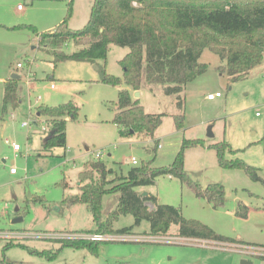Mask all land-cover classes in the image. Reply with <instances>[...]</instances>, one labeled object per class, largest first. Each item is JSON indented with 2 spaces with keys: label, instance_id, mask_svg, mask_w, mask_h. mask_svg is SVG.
Here are the masks:
<instances>
[{
  "label": "rangeland",
  "instance_id": "374dc122",
  "mask_svg": "<svg viewBox=\"0 0 264 264\" xmlns=\"http://www.w3.org/2000/svg\"><path fill=\"white\" fill-rule=\"evenodd\" d=\"M69 1L0 0V24L9 27L0 25V264H241L242 259L264 264L260 256L264 252L259 250L264 248V63L232 81L219 70L224 61L204 49L198 59L207 64L206 71L188 82L181 93L182 128L174 121V114L180 111L176 95L165 94L160 84L148 82L143 67L137 98L146 112L164 116L153 137L140 133L120 136L112 122L120 86L99 80L96 64L65 60L54 66L47 46L39 43L33 30L10 28L31 24L38 32L58 31L63 28L57 26L67 15ZM92 2L72 0L66 25L81 28ZM18 4L22 9L17 10ZM63 50L70 53L74 46L68 44ZM126 52L127 46L109 44L104 61L108 73L122 76L119 60ZM18 62L22 67H16ZM12 73L19 75L15 99L21 102L23 94L24 100L11 104L2 116L4 81ZM216 91L220 97L206 98ZM38 95L41 98L35 101ZM27 98L32 104L27 126L22 127ZM67 100L78 106V113L74 119L66 117L65 145L44 150L48 127L44 116L37 118L35 107ZM18 105L19 111L12 110ZM184 138L204 141L202 146L184 149L186 173L203 188L209 183L222 184L223 204L213 207L207 199L196 196L187 183L170 175H160L153 184L137 186L136 190L153 194L159 204L179 206L184 217L198 219L235 242L182 238L176 235L175 224L161 241H152L149 223L142 220L127 233L102 234L106 238L99 243L97 254L84 247L61 245L58 238L94 228L86 204L70 201L94 183L95 179L79 180V172L88 161H103L113 171L107 178L114 173L125 175L133 165L150 159L152 166H164L172 163ZM5 139L19 144L16 156ZM221 140L236 149L226 153L227 158L239 157L257 167L260 178L250 177L243 169L221 167L215 150L208 147ZM156 143L160 147L153 152ZM97 151L101 153L98 158L94 155ZM131 156L136 164L128 162ZM11 167L14 172H10ZM118 195L102 196V213L116 207ZM241 205L246 207V217L237 214ZM149 208L153 209V204ZM19 216L22 219L13 222ZM133 222L132 215H120L113 228L129 227ZM9 241L19 245L5 247Z\"/></svg>",
  "mask_w": 264,
  "mask_h": 264
},
{
  "label": "trees",
  "instance_id": "16d2710c",
  "mask_svg": "<svg viewBox=\"0 0 264 264\" xmlns=\"http://www.w3.org/2000/svg\"><path fill=\"white\" fill-rule=\"evenodd\" d=\"M71 4L72 0L69 1L63 28L58 31L38 32L31 24L10 28H29L39 35V43L47 46L54 66L65 60L96 64L99 80L120 86L112 118L120 136L140 133L153 137L164 116V113L146 112L139 99L132 96V92L140 88L143 67L148 82L160 84L165 94L176 95V105L180 111L174 114V121L177 128H182L184 114L181 93L188 82L206 71L207 64L198 59L204 49L224 61L219 70L226 72L232 81L246 77L252 69L264 63V0H93L88 20L79 29L66 25L71 16ZM111 43L128 47V52L119 60L123 68L122 76L106 71L104 61ZM68 44L74 46L70 53L63 50ZM18 81L10 77L4 82L2 116L9 102L12 105L18 103L15 99ZM35 109L45 117L48 127L43 149L64 146L66 117L74 119L78 106L72 100H67L58 105L41 104ZM158 144L152 147L153 152ZM199 145H204L203 139L184 138L172 163L154 167L150 159L133 165L125 175L114 173L111 178H107V175L113 171L103 161H88L79 172V180L95 179L94 183L70 201L86 204L94 228L71 233H127L146 220L149 223L148 234L154 237L169 235L170 226L175 224L176 235L182 238L235 242L198 219L184 217L179 206L159 204L153 194L142 195L136 190L137 186L153 184L160 175H170L187 183L196 196L207 199L213 207L221 206L225 195L223 185L214 182L203 188L184 169V149ZM208 147L215 150L221 167L243 169L250 177L260 178L257 167L239 157H226V153L236 152L227 141L211 143ZM115 192L119 194L116 207L102 213V196ZM149 204H153V209L149 208ZM241 207L237 214L245 217L246 207ZM127 214L133 216V224L115 230L113 222L120 215ZM58 239L62 246L84 247L92 254H97L98 245L103 241L68 236ZM11 245H19V242L9 241L5 247Z\"/></svg>",
  "mask_w": 264,
  "mask_h": 264
},
{
  "label": "built area",
  "instance_id": "2783aa9c",
  "mask_svg": "<svg viewBox=\"0 0 264 264\" xmlns=\"http://www.w3.org/2000/svg\"><path fill=\"white\" fill-rule=\"evenodd\" d=\"M18 8H21L20 5H18ZM61 27V26H60ZM16 66L19 68V67H22V64L21 63H17ZM51 87H53V84H50ZM221 96V93L216 91V92H213V93H208L206 95V98L207 99H214L216 97H220ZM40 99V95L36 96L35 100H39ZM16 108H14L15 110ZM27 117L21 121L20 125L22 127H25L27 126ZM44 128V127H42ZM5 143H7L8 145L11 146L12 150L15 152L14 155L16 156L17 155V152L19 151L20 149V146L17 142L15 141H9L7 139H5ZM158 147H160V145L158 144ZM95 157L98 158L101 153L99 151H97L96 153H94ZM128 162L132 163V164H136L137 163V160L134 156H131L129 159H128ZM15 171V168L14 167H11L10 168V172H14ZM73 234H76V235H73V236H77V237H82L83 234L81 233H73ZM85 234V233H84ZM64 236H68V237H73L71 235H64ZM63 237V236H62ZM83 238H87V239H90V240H104L106 238V236H103L102 234H85L83 236ZM145 238H149V236L145 237ZM164 237H161V236H157V237H152L150 239H152V241H161ZM259 250H262V252H264V248L263 249H259ZM254 254V253H253ZM260 256H264V254L260 255Z\"/></svg>",
  "mask_w": 264,
  "mask_h": 264
},
{
  "label": "crops",
  "instance_id": "0c3cea01",
  "mask_svg": "<svg viewBox=\"0 0 264 264\" xmlns=\"http://www.w3.org/2000/svg\"><path fill=\"white\" fill-rule=\"evenodd\" d=\"M18 5H19V4H18ZM18 5H17V10L22 9V8H18ZM62 24H63V22H62ZM62 24H60L59 26H57V28L60 27V26H62ZM63 25H64V24H63ZM57 28H56V29H57ZM56 29H55V30H56ZM50 31H51V30H48L47 32H50ZM43 32H45V31H43ZM51 32H52V31H51ZM36 37L39 39V35H36ZM16 67H17V66H16ZM17 68H18V67H17ZM12 74H13V73H12ZM6 80H7V79H6ZM6 80H5V81H6ZM5 81H4V82H5ZM18 82H19V81H18ZM51 84H52V83H51ZM17 90H18V91H16V94H17V93L19 94V87H18ZM140 92H141V91H139V93H140ZM21 96H23L22 99H21V102H22V100H24V95L22 94ZM40 98H41V97H40ZM16 101L18 102V104L21 103V102L19 101V99H17ZM35 101H38V100H35ZM19 102H20V103H19ZM30 103H31V100L27 98L28 110L31 109V104H32V103H31V104H30ZM10 106H11V104H10V102H9L7 108L10 109ZM11 109H12V108H11ZM12 110H14V109H12ZM15 110L19 111V105H18L17 109H15ZM28 110H27V116H26L27 119L29 118V115H30V113H29L30 110H29V111H28ZM35 113H36L37 118H40V115H37V112H36V111H35ZM11 114H12L11 116H13V113H11ZM159 145H160V143H159ZM140 192H141V191H140ZM141 193H142V192H141ZM153 207H154V206H153ZM245 217H246V216H245ZM76 231H79V230H76ZM261 246H264V245H261ZM248 247H250V246H248Z\"/></svg>",
  "mask_w": 264,
  "mask_h": 264
},
{
  "label": "water",
  "instance_id": "95a60500",
  "mask_svg": "<svg viewBox=\"0 0 264 264\" xmlns=\"http://www.w3.org/2000/svg\"><path fill=\"white\" fill-rule=\"evenodd\" d=\"M94 67L97 69L98 67L96 66V65H94ZM11 78H15V79H18L19 78V75L18 74H15V73H13V74H11V76H10ZM134 94H133V96L135 97V98H137V96L139 95V92L138 91H134L133 92ZM11 104V103H10ZM37 115H39L38 113H37ZM208 136H212V133L211 132H209L208 133ZM142 195H146L147 194V192H142L141 193ZM18 208L16 207L15 208V210H17ZM22 219V217H15L14 219H13V222H17V221H20ZM241 264H250V262L249 261H247V260H245V259H242L241 260Z\"/></svg>",
  "mask_w": 264,
  "mask_h": 264
}]
</instances>
